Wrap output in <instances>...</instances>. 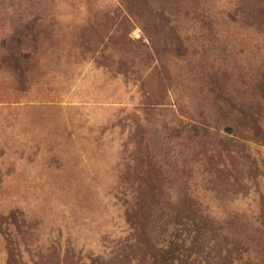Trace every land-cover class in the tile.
<instances>
[{
  "label": "rangeland",
  "instance_id": "obj_1",
  "mask_svg": "<svg viewBox=\"0 0 264 264\" xmlns=\"http://www.w3.org/2000/svg\"><path fill=\"white\" fill-rule=\"evenodd\" d=\"M234 1L4 3L0 218L10 217V226L17 219L21 233L9 227L6 238L0 231V264H8L11 248L19 249L25 264H89L118 256L116 240L125 226L118 184L127 168L161 177L167 207L186 189L220 218L232 211L256 213V187L264 189V177L253 179L249 170L240 172L244 162H236L230 187L220 190L199 161L202 148L218 147L214 136L202 134L226 135L231 128L216 124L212 86L223 85L240 104L256 105L259 99L247 75L264 64V35L230 23L226 15ZM260 2L251 5L264 10ZM145 8L164 12L195 54L170 56L154 35L162 19L143 14ZM47 14L51 24L35 44L34 33L45 28L40 18ZM14 48L30 59L12 61ZM253 149L264 160V148ZM112 264L126 263L118 256Z\"/></svg>",
  "mask_w": 264,
  "mask_h": 264
},
{
  "label": "trees",
  "instance_id": "obj_2",
  "mask_svg": "<svg viewBox=\"0 0 264 264\" xmlns=\"http://www.w3.org/2000/svg\"><path fill=\"white\" fill-rule=\"evenodd\" d=\"M181 1L185 3L195 1L199 6L201 0ZM212 1L208 0L207 4ZM252 1L254 0L234 1L226 15L227 19L231 24L240 23L258 35H264V10L252 6ZM257 1L261 3V0ZM7 2L10 0H0V14L2 10L6 11L3 6ZM140 4L147 5L145 1H141ZM202 9L211 12L205 5ZM148 10L145 8L143 14L148 13ZM153 13L163 22L162 27L154 29V35L162 41L164 50L170 56L184 58L191 53L195 54L193 49L189 50L178 32V27L171 23L164 12L154 11L148 14L153 15ZM48 15L40 18L45 28L34 33L35 44L40 35H45L48 24H51ZM220 15L221 12H218V16ZM146 27V23H143L141 28L145 30ZM210 35V33L206 34V36ZM6 57L8 58V54ZM9 58L16 62H27L30 56L27 53L20 54L17 48H14L9 52ZM225 75L222 71L223 83ZM247 76L259 98L256 105L235 102L223 85L212 86L213 99L210 109L218 116L216 124L231 128H228L226 135H221L219 132L202 134L206 139L214 136L218 147L215 152L202 148L199 161L205 166L210 182L212 183L211 179H214L215 185L220 190L223 187L225 189L230 187L229 175L235 169L236 162L243 161L246 168L240 172L247 173L249 170L253 179L264 177V171H261L264 170V160H259L257 152L253 149V146L264 148V64L255 69L251 68ZM144 93L147 98L148 88ZM200 130L205 131L204 128ZM148 172L149 170L136 172L127 168L121 174V181L118 184L122 187V191L118 193L117 205L123 212L125 226L121 236L116 240V249L123 262L126 264H264V189L261 190V186L256 187L258 201L254 215L247 216L232 211L226 213L223 219L203 210L186 189L174 207H167L163 201L164 180ZM233 176H239V172L233 173ZM7 220H10V217L0 218L1 233L8 238L7 229L13 227L20 234L21 225L17 219H13L14 224L10 223L11 226L7 224ZM240 229L244 230L243 234ZM11 249L13 252L9 254L8 264H25L19 249ZM203 255L205 259L199 261ZM118 256L113 257L112 260L118 259ZM112 260L103 261L100 257H96L89 259L88 262L112 264Z\"/></svg>",
  "mask_w": 264,
  "mask_h": 264
}]
</instances>
